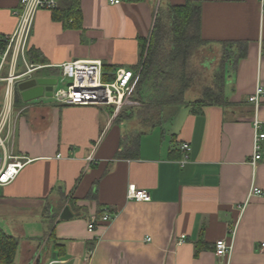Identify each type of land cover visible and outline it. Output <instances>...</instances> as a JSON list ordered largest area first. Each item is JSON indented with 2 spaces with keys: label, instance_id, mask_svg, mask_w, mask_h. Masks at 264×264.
I'll list each match as a JSON object with an SVG mask.
<instances>
[{
  "label": "crops",
  "instance_id": "0c3cea01",
  "mask_svg": "<svg viewBox=\"0 0 264 264\" xmlns=\"http://www.w3.org/2000/svg\"><path fill=\"white\" fill-rule=\"evenodd\" d=\"M187 1L200 7L206 46L224 52L231 44L226 106L171 108L158 126L137 132L109 107L24 101L15 88L8 150L29 162L0 188V232L17 241L14 261L19 253V264H264V139L261 160L249 164L254 120L264 133V96L258 109L248 102L264 87V0H80V29L37 11L28 49L46 60L35 64L43 66L38 77L53 79L72 60H100L111 80L118 68L135 72L157 11ZM19 3L0 0L1 36L15 30ZM183 143L191 151L182 166ZM129 186L150 201L128 200ZM252 188L262 195L249 196ZM65 206L77 217L60 220ZM106 214L112 220L101 224ZM219 240L229 255H215Z\"/></svg>",
  "mask_w": 264,
  "mask_h": 264
},
{
  "label": "built area",
  "instance_id": "2783aa9c",
  "mask_svg": "<svg viewBox=\"0 0 264 264\" xmlns=\"http://www.w3.org/2000/svg\"><path fill=\"white\" fill-rule=\"evenodd\" d=\"M112 5H117L120 0H107ZM19 9L14 12L18 18L15 30L10 35L0 38V84H4L3 97L0 103V188L10 184L18 176L23 167L29 162L24 157L11 154L8 143L12 137L11 117L14 107L15 88L28 80L36 77L33 75L41 70L43 66L35 65L27 61L28 40L31 35L34 16L37 11H52L57 8L58 0H20ZM19 64L23 72L18 73ZM59 78L52 88L51 99L61 106L74 107H109L112 116L116 117L127 107L133 89L136 86L138 74L129 69L118 68L114 72L112 80H104L103 63L100 60H72L59 66ZM264 96V87L256 86L248 102L258 109L260 101ZM254 127V152L249 164L255 168L261 160L260 141L264 139L261 126L257 120L253 122ZM180 165L189 160L191 148L189 144L180 145ZM91 161V158H89ZM262 192L252 188L249 196H261ZM126 197L136 202H149L150 195L145 190H138L129 186ZM112 218L104 215L101 224H109ZM96 220L88 224V231L93 232ZM149 241V239H147ZM184 241H179L178 245ZM231 252V246H227L223 240L215 244V255L225 257ZM259 252L264 253V242L259 246Z\"/></svg>",
  "mask_w": 264,
  "mask_h": 264
},
{
  "label": "trees",
  "instance_id": "16d2710c",
  "mask_svg": "<svg viewBox=\"0 0 264 264\" xmlns=\"http://www.w3.org/2000/svg\"><path fill=\"white\" fill-rule=\"evenodd\" d=\"M50 12H52V18L61 22L64 28H81L80 0H58L57 8ZM199 24L200 7L192 1H187L182 6H169L167 9L157 11L150 36L139 40L140 61L135 72L137 73L140 67L141 71L135 94L138 100L143 102L146 84L151 82L150 88H154V93L157 95L151 102L161 106L154 112L152 116L154 119H144L140 116L144 123L149 124L148 129H153L162 122V116L159 115L162 107L188 106L192 112L197 113L202 106L227 105L223 88L224 64L227 60L224 61L221 71L216 76L214 88L204 89L201 97L196 100L187 101L185 99V95L193 83L187 71L188 62L195 50L208 44L200 37ZM230 47L231 44H224V52L230 53ZM244 56L245 51L243 50L238 58L241 59ZM26 59L32 64L46 63L45 58L34 48L28 49ZM104 80L109 81L110 79H106L104 76ZM162 88H167V90ZM169 91H172L173 95L168 98L166 93ZM146 98L149 103V96ZM17 102L16 95L15 103ZM133 116H128L123 110L115 119L123 121L129 120ZM135 139L132 137L130 141L132 143L134 141L135 144ZM50 234L52 235V233ZM17 246V241L13 237L0 232V261L5 264H13Z\"/></svg>",
  "mask_w": 264,
  "mask_h": 264
},
{
  "label": "rangeland",
  "instance_id": "374dc122",
  "mask_svg": "<svg viewBox=\"0 0 264 264\" xmlns=\"http://www.w3.org/2000/svg\"><path fill=\"white\" fill-rule=\"evenodd\" d=\"M232 57L233 55L231 54V52L230 53L222 52V50L219 47H215V46L213 47L203 46L195 50L193 52L192 57L190 58L188 62V70H187L188 75H190L191 79L193 80V83H192V87L187 91L185 95V99L187 101L196 100L201 97L204 89L214 88L216 76L222 69L221 66L223 65L224 61L228 59L233 60L234 58ZM20 65L21 64H19L18 73L23 72V70H21L22 68L20 67ZM140 71H141V67L139 68L137 72L139 76H140ZM37 73H35L33 77L34 76L38 77V75L41 72H39L38 75ZM139 76L136 82V86H137V83L139 82ZM54 78L55 79L59 78V75L55 76ZM136 86L133 89V92L130 96V99H129L130 104L124 108V112L128 116L135 115L133 116V118L129 120L133 122V127L135 128L134 130H136L137 132L138 131L141 132V131L147 130L149 124L144 123L142 119L140 118V116L144 119L153 118L152 116L154 115V112L156 110H159L157 108H160L161 106L156 105L155 102L154 103L151 102L154 100L155 96L157 97V95L154 93V88H150L151 82L146 84L143 102L142 101L140 102L138 100V97H136V94H135ZM0 88H1L0 90V98H1L3 89H4V84L1 83ZM162 89L167 90V88H162ZM166 95L169 98L171 95H173V93L172 91H169L166 93ZM147 96H149V103H148V99L146 98ZM167 99H164V100H167ZM48 101L54 102L51 98L48 99ZM160 110L161 111L159 112V115L161 114L162 119H164L166 117V114L169 113V110H171V107H162ZM4 230L6 231V229ZM19 262H20V254L18 253L16 260L13 262V264H19ZM0 264H5V263L0 261Z\"/></svg>",
  "mask_w": 264,
  "mask_h": 264
},
{
  "label": "water",
  "instance_id": "95a60500",
  "mask_svg": "<svg viewBox=\"0 0 264 264\" xmlns=\"http://www.w3.org/2000/svg\"><path fill=\"white\" fill-rule=\"evenodd\" d=\"M56 84V79L44 78V77H34L31 80L23 82L18 85V90L21 92V97L24 101H30L38 99L40 97H51V92L53 86ZM74 216L70 210L69 206H65L61 212L60 220H69Z\"/></svg>",
  "mask_w": 264,
  "mask_h": 264
}]
</instances>
